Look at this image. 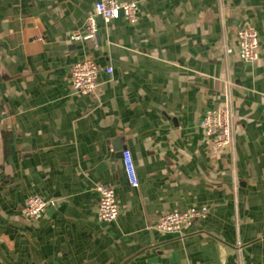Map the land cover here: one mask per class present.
Masks as SVG:
<instances>
[{
	"label": "crops",
	"instance_id": "crops-1",
	"mask_svg": "<svg viewBox=\"0 0 264 264\" xmlns=\"http://www.w3.org/2000/svg\"><path fill=\"white\" fill-rule=\"evenodd\" d=\"M96 1L0 0V264H264V0H119L138 1L136 23L99 18L95 40H70ZM243 26L259 33L254 62ZM86 56L93 95L71 80ZM229 94L235 148L217 150L200 121ZM33 194L48 203L37 220ZM202 206L181 233L154 228Z\"/></svg>",
	"mask_w": 264,
	"mask_h": 264
},
{
	"label": "built area",
	"instance_id": "built-area-1",
	"mask_svg": "<svg viewBox=\"0 0 264 264\" xmlns=\"http://www.w3.org/2000/svg\"><path fill=\"white\" fill-rule=\"evenodd\" d=\"M123 16L134 24L139 19L138 1L121 2L119 0H98L94 5V13L90 14L81 29L71 33L70 40L89 42L95 40L98 33V19L105 23ZM238 46L240 58L244 62H254L259 58V33L257 30L243 26L238 30ZM112 67L105 72L112 73ZM100 69L95 60L86 56L77 60L71 67L72 85L78 94H95L99 85ZM264 96V92H263ZM200 125L207 138L211 139L217 150H234L235 148V113L230 94L223 107L207 109L202 116ZM123 160L132 186L138 185L135 167L128 149L123 151ZM99 193L98 216L103 221H114L119 215V207L115 189L106 184L96 185ZM48 207L40 195L28 197L24 213L32 219H39ZM206 206L190 207L184 211H174L161 215L155 229L163 233H181L182 227L192 226L195 221L207 216Z\"/></svg>",
	"mask_w": 264,
	"mask_h": 264
}]
</instances>
